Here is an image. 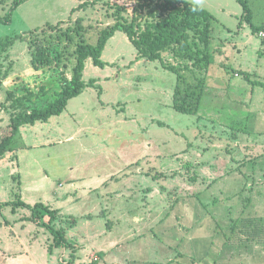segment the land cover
Wrapping results in <instances>:
<instances>
[{
  "label": "rangeland",
  "instance_id": "1",
  "mask_svg": "<svg viewBox=\"0 0 264 264\" xmlns=\"http://www.w3.org/2000/svg\"><path fill=\"white\" fill-rule=\"evenodd\" d=\"M15 1L0 0L1 19ZM79 1L27 0L0 23V45L20 35L36 41L0 46V141L21 112L10 107V92L32 94L28 109H40L71 79L75 43L60 62L72 41L58 34L82 27L80 40L95 44L120 15L130 19L135 5L87 0L90 12L72 16ZM203 2L216 18L212 61L195 65L173 49L161 61L142 59L118 32L103 53L111 66L86 63L84 81L93 86L46 126L22 127L13 151L0 158V202L60 209L54 225L85 262L98 252V264H264V240H251L243 226L246 218L264 226V88L245 76L264 83V32L252 33L236 0ZM249 2L254 24L264 26V0ZM49 46L54 65L35 70L33 56ZM175 95L192 114L175 109ZM31 217L26 208L0 210V245L31 244L44 232L45 241L52 238Z\"/></svg>",
  "mask_w": 264,
  "mask_h": 264
},
{
  "label": "trees",
  "instance_id": "2",
  "mask_svg": "<svg viewBox=\"0 0 264 264\" xmlns=\"http://www.w3.org/2000/svg\"><path fill=\"white\" fill-rule=\"evenodd\" d=\"M27 0H16L12 7V12L1 19L0 23H10L15 8ZM135 5L131 18L127 19L120 15L114 24L102 29L95 44L84 42L81 39L83 28L80 27L76 32L69 29L64 33L58 34V39L69 41L70 45H64L57 58L62 62L66 57L65 53L75 43L73 50L74 64L72 68L71 79H66L62 83V91L58 93L56 100L40 109H28L26 105L31 102L33 95L26 97H17L15 93L8 94V100H12L13 109L21 110L11 118V133L0 141V158L8 152L13 151L14 141L24 126H34L36 123H47L52 117L60 116L64 113L70 100L82 95L87 88L93 85L84 81V72L88 60H92L95 67L104 69L111 66L103 60V53L109 41L115 37L118 32L124 33L129 41L138 51V56L149 61L162 59V52L174 50L180 58L193 62L195 65L212 61V55L208 52L213 34V23L215 17L199 4L191 3L187 0H134ZM243 7V21L247 22L254 35L264 32V26L254 24V15L249 0H236ZM81 26V25H79ZM57 26L47 25L45 28L55 29ZM43 28L42 30H44ZM39 31V30H38ZM37 32V31H36ZM78 32V33H77ZM28 35H20L2 43L0 46L12 49L18 41H27L29 46H34L35 40H29ZM52 47L38 48L32 61L35 70L45 69L54 65V57L50 51ZM31 50V49H30ZM71 54V53H70ZM177 56V57H178ZM64 58V59H63ZM69 61V60H68ZM66 65L65 62L63 63ZM169 71L178 73L175 67H168ZM251 83L263 87L264 83L252 82L249 75H245ZM178 92V88H177ZM183 102V103H182ZM180 102L175 95V109L182 114H192L191 107L184 101ZM12 206L13 209L26 208L32 212L31 221L38 226L48 229L52 236L53 247L64 248L71 246L64 229H57L54 225L58 219L59 211L53 210L43 203H37L34 206L25 203L22 200L14 202H0V210ZM49 218L46 222L45 219ZM75 224V223H74ZM245 227L244 234L251 240H264V226L254 218H246L243 221ZM264 242V241H263Z\"/></svg>",
  "mask_w": 264,
  "mask_h": 264
},
{
  "label": "crops",
  "instance_id": "3",
  "mask_svg": "<svg viewBox=\"0 0 264 264\" xmlns=\"http://www.w3.org/2000/svg\"><path fill=\"white\" fill-rule=\"evenodd\" d=\"M189 2H191V1H189ZM191 3L199 4L202 7H204L205 9H207L209 12L211 11L208 7V4H204L203 0H199L197 3L196 2H191ZM90 7L91 6L88 5L87 0L79 1V2H77V5L75 7H73V9L71 10L72 16L75 13L76 14L77 13L85 14L86 12L88 13L91 10ZM78 19H80V18H77V20ZM70 20H73V19H70ZM83 24H84V26H86L85 21L83 22ZM49 25L61 26V25H63V22H62V24L59 23V24H49ZM52 119L53 118H51L49 120V122ZM38 124H42V123H37L36 126H38ZM44 125L46 126L47 124L45 123ZM50 130L53 131L52 128ZM49 138L50 139L46 138V140L49 142H52L51 137H49ZM236 144L239 148L243 145L239 142H237ZM22 201H24V200H22ZM24 202L27 203L26 201H24ZM40 203H43V202H40ZM27 204H29V203H27ZM36 204H34V205H36ZM43 204L49 206L53 210H58L59 215H63L60 212V209H57V208L54 209L52 207V205L45 204V203H43ZM34 205H31V206H34ZM17 209H19V208H17ZM6 220H7L6 221L7 224H11L9 219H6ZM30 223H32V222H30ZM75 224H77V223H75ZM34 225L38 228V230L40 229L41 232H44L46 230V232L51 236V234L49 233L47 228L42 227V226H38L36 223H34ZM44 236H47V235H45V232L42 235V237H44ZM42 237H40L37 240H34L33 243H31V244H25V243H20V244H14V243L11 244L10 243L9 244L6 242H2L0 245V264H98L102 260V256L98 252H93L89 256L87 255L88 262H85V260L83 261L80 259L79 253L78 252H77L78 254L76 253V251H75L76 248L70 242L69 243L71 246H67L64 248H56V247H53L52 243H50V242H53L51 237H49L50 239L47 237V241H45V239H43ZM56 252H59L62 254V256L60 258H57V260L55 257ZM79 252L82 254V250L79 249ZM107 253H109V251ZM107 255L108 256H105V257H107V259H108L109 254H107ZM117 262L118 261H116V263Z\"/></svg>",
  "mask_w": 264,
  "mask_h": 264
}]
</instances>
